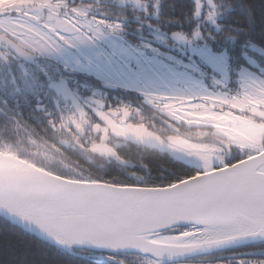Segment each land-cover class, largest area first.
Segmentation results:
<instances>
[{
  "label": "snow or ice",
  "instance_id": "1",
  "mask_svg": "<svg viewBox=\"0 0 264 264\" xmlns=\"http://www.w3.org/2000/svg\"><path fill=\"white\" fill-rule=\"evenodd\" d=\"M0 264H264V0H0Z\"/></svg>",
  "mask_w": 264,
  "mask_h": 264
},
{
  "label": "flooded vegetation",
  "instance_id": "2",
  "mask_svg": "<svg viewBox=\"0 0 264 264\" xmlns=\"http://www.w3.org/2000/svg\"><path fill=\"white\" fill-rule=\"evenodd\" d=\"M229 251H235V249H233V250H229ZM225 259H227V257H224Z\"/></svg>",
  "mask_w": 264,
  "mask_h": 264
}]
</instances>
